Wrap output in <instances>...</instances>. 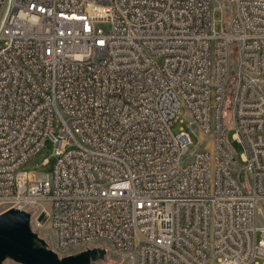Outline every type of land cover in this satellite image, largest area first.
I'll return each instance as SVG.
<instances>
[{"label":"built area","instance_id":"1","mask_svg":"<svg viewBox=\"0 0 264 264\" xmlns=\"http://www.w3.org/2000/svg\"><path fill=\"white\" fill-rule=\"evenodd\" d=\"M233 1L218 30L216 0H0L3 211L61 256L264 262V0ZM182 107L210 148L173 132ZM48 138L52 171L23 170Z\"/></svg>","mask_w":264,"mask_h":264},{"label":"water","instance_id":"2","mask_svg":"<svg viewBox=\"0 0 264 264\" xmlns=\"http://www.w3.org/2000/svg\"><path fill=\"white\" fill-rule=\"evenodd\" d=\"M106 255L107 249L97 246L61 256L32 229L29 211L11 208L0 213V264L9 259L19 264H91Z\"/></svg>","mask_w":264,"mask_h":264},{"label":"rangeland","instance_id":"3","mask_svg":"<svg viewBox=\"0 0 264 264\" xmlns=\"http://www.w3.org/2000/svg\"><path fill=\"white\" fill-rule=\"evenodd\" d=\"M219 1V3L223 6L221 9H216L214 11V19L216 28L218 30L222 29H229V19L231 13L234 11V1L233 0H216ZM188 119V113L184 107H182L177 115V117L174 119L172 123V130L174 133H179L181 131V128L188 131L191 134V137L193 139V143L190 144L189 148L190 151L193 150H200L204 147H211L210 143V136L204 135V133L198 129V127L195 124L189 123ZM58 122H55V130L54 132L58 133ZM234 130H231L229 132V137L231 138L232 133ZM232 146L235 149L236 152V158L238 160V163L243 164L241 161V153H242V146L235 140H232ZM56 150V143L52 141L51 138H48L45 142V146L42 149V151L37 155V157L31 158L28 161H26L21 168L23 170L32 171L35 170L38 173H48L52 171L53 165L57 159V156L55 154ZM44 158H48L49 162L47 164H43L42 161ZM239 178L241 182H245L249 184L251 182V178L247 176L244 172H239ZM3 212L2 207H0V213ZM258 222L260 224H264V201H260L258 204ZM122 261L121 257L112 253L108 252L106 255V258L104 259V262L107 264H119ZM4 264H19L17 262H14L13 260H7ZM211 264H219L217 259H212ZM259 264H264L263 261H260Z\"/></svg>","mask_w":264,"mask_h":264}]
</instances>
